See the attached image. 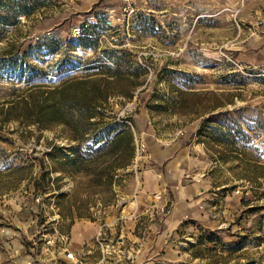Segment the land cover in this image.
<instances>
[{"label": "rangeland", "instance_id": "374dc122", "mask_svg": "<svg viewBox=\"0 0 264 264\" xmlns=\"http://www.w3.org/2000/svg\"><path fill=\"white\" fill-rule=\"evenodd\" d=\"M29 2L34 10L5 34L20 42L59 40L30 49L28 60L50 73L36 81L76 74L50 71L61 57L76 62L106 50L144 70V90L103 104L102 120L128 127L134 146L110 184L97 175L101 161L111 162L102 157L107 147L95 152L107 140L92 145L94 159L84 168L85 161L59 164L57 148L73 155L63 126L27 131L9 122L0 130V264H49L48 256L62 264L57 246L46 250L41 239L56 227L71 248L83 224L95 233L91 222L106 223L110 241L130 253L116 264H264V0ZM84 28L96 38L95 50L73 41ZM12 82L0 76V96ZM175 144L174 168L152 160L156 149ZM152 170L159 173L154 183L167 184L152 193L165 201L160 211L176 198L174 230L158 217V228L148 229L145 214L132 216L131 226L122 210L114 218L108 208L124 189L144 193L143 175ZM36 185L43 188L34 193Z\"/></svg>", "mask_w": 264, "mask_h": 264}, {"label": "trees", "instance_id": "16d2710c", "mask_svg": "<svg viewBox=\"0 0 264 264\" xmlns=\"http://www.w3.org/2000/svg\"><path fill=\"white\" fill-rule=\"evenodd\" d=\"M7 2L0 0V41L5 44L0 51V76L5 75L7 79L15 82L8 88V94L0 96V130L9 122H14L27 131L33 126L38 130L56 125L63 126L66 139L74 142L70 146L73 155L68 156L61 152L63 148H57L60 151L57 158L63 159L59 164L70 163L79 166L85 161L84 168L94 159L90 153L92 145L107 140V145L104 144L95 152H103L104 147H107L102 157H109L111 162L104 165V161H101L97 175L99 179L105 177L110 184L112 172L129 164L134 146L128 127L102 120L103 104L112 96L131 99L144 82V70L140 67H125L123 56L103 50L97 55L76 62H72L70 57H61L50 71L61 74L75 70L76 74L66 76L58 83L38 82L37 78L50 73L28 60L30 49L51 48L53 44H58L59 40L38 38L20 42L19 39H10L5 30L19 22L20 14L28 16L35 7L29 0ZM86 31L87 28L82 29L81 34L73 41L75 40L77 46L95 50L96 38ZM17 83L21 85L16 86ZM143 90L144 88L138 90L137 94ZM99 122H102V125L96 127ZM82 149L87 152L81 153ZM46 156L57 159L51 157V154ZM44 176L42 173V178ZM42 188L43 185H36L34 193Z\"/></svg>", "mask_w": 264, "mask_h": 264}, {"label": "crops", "instance_id": "0c3cea01", "mask_svg": "<svg viewBox=\"0 0 264 264\" xmlns=\"http://www.w3.org/2000/svg\"><path fill=\"white\" fill-rule=\"evenodd\" d=\"M156 153L154 155H151L152 160L158 163H162L161 161L166 162L164 164V169L167 167H173L176 165V144L174 146H172L170 149H164L161 150L160 148L156 149ZM149 157V155H148ZM150 158V157H149ZM148 158V160H149ZM158 168V167H156ZM155 170L158 172V169ZM174 171V169L172 170ZM155 171L152 170L150 172H145V174L143 175V181L141 182L143 184V186H141V192L144 191V193L139 194L136 192H129L128 190L126 191L125 189L119 192V198L121 199V202L126 203V205L122 208H119L117 205L119 204L120 201H118L116 204L111 203L108 208L109 210L113 211L112 214H114V218H116L115 216L118 214V209L122 210V214L125 217H128V220H126V224H133L134 221H132V216H138L140 214H145L148 217V229L152 230L153 227L155 229H157L159 225H157L155 223V219L154 218H160V221L163 220L165 226H167L168 230H174L176 228V198L172 204V206L169 208V211L167 213H162L160 210L162 209V206L164 205L165 201L163 198H161L160 200H156L153 196V191L156 192V190L158 189H163V184L167 185L165 182H161L160 185H158V183H154V179H151L152 176L157 177L159 176V173H154ZM146 173H148V175H146ZM173 173L176 172H169L168 175H174ZM162 174L165 175L166 171L162 170ZM173 178H170V176H168V181H170ZM159 186V187H158ZM119 188V187H118ZM147 192V193H146ZM152 194V195H151ZM135 198L134 200L132 198ZM134 202V203H133ZM138 202V203H137ZM139 203H141V205H139ZM131 204V205H129ZM133 205V206H132ZM126 214H124V213ZM179 215V214H178ZM154 216V217H153ZM153 217V218H152ZM177 218H179V221L181 220V213L179 216H177ZM114 220V219H113ZM178 221V222H179ZM92 224H97L96 226L98 227L99 223L96 222H91ZM82 230L81 232H75V237L77 238V242L75 243L74 246H71V248H73L74 250L79 249L82 244L84 242H89V240L91 239V235H93L92 233H90L89 231L92 229V226H88L87 224H83L81 226ZM96 228V227H95ZM95 230V229H94ZM96 252V251H95ZM97 252L93 255L90 256L89 259L93 260L96 258ZM127 263V262H126ZM123 264V263H122Z\"/></svg>", "mask_w": 264, "mask_h": 264}, {"label": "built area", "instance_id": "2783aa9c", "mask_svg": "<svg viewBox=\"0 0 264 264\" xmlns=\"http://www.w3.org/2000/svg\"><path fill=\"white\" fill-rule=\"evenodd\" d=\"M107 224L101 222L89 242H84L79 249H71L68 246L69 237L67 234L59 233L54 228L53 233L45 234L41 239L46 244V250L55 245L60 251L62 264H116L124 259H131L129 252L121 250V242L117 241V246L110 241L107 235ZM119 243V244H118ZM98 255L95 259H89L94 252ZM47 263L56 264L54 256L46 257Z\"/></svg>", "mask_w": 264, "mask_h": 264}]
</instances>
